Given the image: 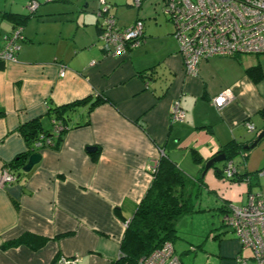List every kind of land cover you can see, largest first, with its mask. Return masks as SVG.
<instances>
[{
	"label": "crops",
	"instance_id": "1",
	"mask_svg": "<svg viewBox=\"0 0 264 264\" xmlns=\"http://www.w3.org/2000/svg\"><path fill=\"white\" fill-rule=\"evenodd\" d=\"M28 1L0 0V36L15 27L6 14H27ZM36 1V15L22 25L24 39L15 60L0 61V177L3 167L26 150L19 126L42 117L47 101L63 105L101 95L109 102L88 114L86 105L79 106L73 121L88 118V124L68 130L59 150L42 149L40 162L26 175L0 185V264H61V257H77L73 264H111L120 253L125 221L133 216L162 154L192 179L193 195L211 194L216 198L211 205L219 208L225 192L226 202L235 203L234 183L244 182H230L228 188L213 167L202 174L206 161L223 146L235 143L243 149L264 131V55L201 59L196 73L187 74L172 32L160 33L137 9L134 18L118 24L142 19L141 44L105 56L90 8L95 2ZM104 1L116 16L113 0ZM67 11L79 13L74 19L53 15ZM60 63L66 65L63 77ZM255 66L252 74L246 72ZM150 67L160 78L140 76ZM223 91L231 96L216 107L212 99ZM177 100L185 119L171 123ZM246 122L254 130H247ZM43 124L50 126L46 117ZM247 157L240 161L247 163ZM233 160L239 174L251 171ZM250 192L262 191L251 187ZM24 234L47 242L37 250L3 247Z\"/></svg>",
	"mask_w": 264,
	"mask_h": 264
},
{
	"label": "built area",
	"instance_id": "2",
	"mask_svg": "<svg viewBox=\"0 0 264 264\" xmlns=\"http://www.w3.org/2000/svg\"><path fill=\"white\" fill-rule=\"evenodd\" d=\"M142 0H134L139 7ZM163 14L173 24L172 36L183 59L184 71L196 73L201 59L211 57H235L241 55H264V0H163ZM38 3L30 0L26 4L28 12L37 9ZM110 6L101 0L96 11L98 21V42L105 56H117L138 47L143 40L144 22L136 19L132 24L121 26ZM24 39L22 28L17 27L0 36V61H14L16 52ZM92 60L90 64H95ZM66 65L59 64V76L63 77ZM229 91H223L212 99L216 107H221L230 98ZM185 111L179 101L170 110V122H182ZM247 130H254L253 124L245 123ZM56 130L61 129L55 126ZM162 153V151H161ZM243 158V157H242ZM223 179L226 187H231L230 179L237 172L234 160H225ZM156 165V163H155ZM154 169V167H153ZM264 171L258 173V177ZM15 176L3 167L0 185L11 183ZM246 181V180H245ZM244 181V183H246ZM225 212L224 225L234 234L239 243L238 255L233 257L235 264H247L253 260L264 264V192L248 191L246 200L240 205L226 202L225 192L221 194ZM125 221V226L126 223ZM248 251L249 257L241 256ZM75 259L61 257V264H73ZM137 264H182L175 253L173 244L164 242L148 255L139 259Z\"/></svg>",
	"mask_w": 264,
	"mask_h": 264
},
{
	"label": "trees",
	"instance_id": "3",
	"mask_svg": "<svg viewBox=\"0 0 264 264\" xmlns=\"http://www.w3.org/2000/svg\"><path fill=\"white\" fill-rule=\"evenodd\" d=\"M35 11H27L25 15L6 14V16L14 23V29L17 27L22 28V25L34 15ZM257 69L258 66L251 67L246 69V72L252 74ZM140 76L150 80L160 78L157 76L155 67H150L147 71L144 70L140 73ZM104 102H109V100L101 95H93L63 105H55L51 101H47L45 113L42 117L32 118L19 126L18 130L25 141L26 150L17 155L5 167L15 176V180L26 175L27 173L22 171V166L29 155L40 153L45 148L54 151L59 150L68 130L88 124V118L83 121H73V114L79 106L86 105L88 114L94 107ZM43 117H46L50 122V126L47 128L43 124ZM56 125L60 126L61 129L56 130ZM141 127L144 129L143 125ZM220 152L226 155L225 160H233L239 154L243 157V160L246 158V151L235 143H228L223 146ZM96 157L97 154L94 155L93 159L95 160ZM193 157L195 160L199 159L196 154H193ZM224 162H221V167L213 166V172L217 178H223ZM261 171H264V168L240 174L236 172L230 181L238 183L246 180L248 191H250L253 179H258L257 175ZM194 186L195 183L192 179L166 155L162 154L152 171V180L149 187L138 203L133 216L126 223L119 245V256L111 264H137L139 259L160 247L164 242L169 241L172 243L177 237L178 219L194 207L193 199L194 196L197 197V193L193 195L192 192ZM218 209L223 213L225 212L223 204ZM219 234L221 235V233ZM219 234L214 235L213 238H218ZM46 242L47 238L45 237L24 234L4 243L3 247L26 245L37 250Z\"/></svg>",
	"mask_w": 264,
	"mask_h": 264
},
{
	"label": "rangeland",
	"instance_id": "4",
	"mask_svg": "<svg viewBox=\"0 0 264 264\" xmlns=\"http://www.w3.org/2000/svg\"><path fill=\"white\" fill-rule=\"evenodd\" d=\"M90 1L95 2L93 7L90 6V8H93L92 13L94 14V12L98 10L101 0ZM133 2L134 0L111 1V8L112 11H116L115 17L118 19V23L122 24L134 18L138 9L142 16L145 17L146 21L152 23V26H155L156 30L160 33H169L173 31V24L167 20L162 12L164 5L163 0H142L140 7H136ZM79 8L87 10L89 7L83 8L79 5ZM36 11L34 15H36ZM78 13L77 11H67L53 15L63 19H74ZM35 18L41 19L40 16H36ZM246 154H248L246 159L247 163L246 161H240V155L236 156V159L240 161V163H238L239 169L245 170L246 164L247 170L251 171L264 168V142L261 141L254 148L246 150ZM258 178L260 179L259 181L253 179L252 188L255 191L264 192V177L260 176ZM233 192L235 197V203H232L233 205L238 206L246 200L245 183L241 185L234 183ZM208 196L210 198L206 195L198 194L193 202V209L178 219L176 226L177 237L172 241L173 248L183 264H234L233 257L239 254L237 252L238 249L235 236L229 228L224 225L222 219L224 213L217 209L218 206L211 205L216 201V198L211 194ZM206 198L210 204L206 202ZM219 233H221V235ZM217 234H219V237L213 238V236ZM230 248L232 249V253L229 251ZM248 254V251H243L240 255L249 257ZM247 264L256 263L253 260H249Z\"/></svg>",
	"mask_w": 264,
	"mask_h": 264
},
{
	"label": "water",
	"instance_id": "5",
	"mask_svg": "<svg viewBox=\"0 0 264 264\" xmlns=\"http://www.w3.org/2000/svg\"><path fill=\"white\" fill-rule=\"evenodd\" d=\"M262 139H264V131H261L250 144L243 146V149L249 150L254 148ZM88 149L91 150L93 149V147H89ZM225 159H226V155L224 153H218L217 155H214L213 157L208 159L204 165V170L202 175L205 174L208 168L213 167L217 163H221L225 161ZM40 160H41L40 153H33L29 155L27 161L22 166V171L24 173L30 172L31 169L40 162Z\"/></svg>",
	"mask_w": 264,
	"mask_h": 264
}]
</instances>
